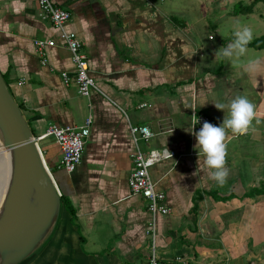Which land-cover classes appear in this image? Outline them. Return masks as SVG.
Listing matches in <instances>:
<instances>
[{
	"label": "crops",
	"instance_id": "1",
	"mask_svg": "<svg viewBox=\"0 0 264 264\" xmlns=\"http://www.w3.org/2000/svg\"><path fill=\"white\" fill-rule=\"evenodd\" d=\"M53 1L70 10L66 27L82 38L97 88L82 96L63 82V71L74 73L70 52L37 0H0V70L34 136L51 123L78 126L87 116L93 122L72 172L58 167L61 149L53 139L38 141L75 213L71 218L62 207L40 252L20 264H149L153 221L162 264H264V72L249 75L243 67L264 61V52L248 46L235 63L218 55L237 22L264 25L261 1L231 11L228 4L243 1ZM48 38L55 43L45 47L42 63L35 40ZM237 96L256 106L260 123L227 142L229 176L220 187L198 153L193 115L207 113L220 126L227 109L214 103ZM131 124L153 132L140 141L143 150L179 154L150 168L167 214L153 216L129 188Z\"/></svg>",
	"mask_w": 264,
	"mask_h": 264
},
{
	"label": "water",
	"instance_id": "2",
	"mask_svg": "<svg viewBox=\"0 0 264 264\" xmlns=\"http://www.w3.org/2000/svg\"><path fill=\"white\" fill-rule=\"evenodd\" d=\"M0 137L11 163L0 206V264H20L53 232L62 204L31 128L1 70Z\"/></svg>",
	"mask_w": 264,
	"mask_h": 264
},
{
	"label": "built area",
	"instance_id": "3",
	"mask_svg": "<svg viewBox=\"0 0 264 264\" xmlns=\"http://www.w3.org/2000/svg\"><path fill=\"white\" fill-rule=\"evenodd\" d=\"M41 13L49 18L55 28L58 30L59 37L63 40L65 46L70 52V58L74 66V73L70 75L66 71L61 73L65 84L73 83L78 94L82 96L89 95L92 88H97L94 77L90 74L87 55L83 50V40L75 31L66 27L71 18L69 9L61 7L53 0H37ZM55 41L52 38L36 39L35 45L41 55V62L46 63L45 47L53 45ZM144 103H141L143 105ZM195 119L198 123L195 124L194 131L198 132L205 121L214 124L213 119L207 113H197ZM93 119L87 116L84 122L78 126H59L54 123L48 124L43 133L34 136V139L42 153L38 144L40 139L51 138L61 149V155L58 162V167L66 172H72L81 159V154L89 135ZM215 125V124H214ZM129 132L135 144L134 150L131 153L132 169L128 176L127 182L133 193L141 195L146 200V207L153 216L157 214H167L169 207L165 203V192L157 189L156 181L150 175V168L156 162L167 158H179V154L173 149L167 147L151 148L145 151L140 146V141H146L152 137L153 132L145 124H131ZM171 154V155H170ZM45 166L52 178L55 181L56 188L59 194H62L61 189L53 176L52 168L48 165L46 159ZM150 235L153 243L150 247L149 264H162L160 261L154 244V236L156 233L154 221L150 223ZM175 261H181L179 256ZM118 264H132L129 261H120ZM181 264V263H178Z\"/></svg>",
	"mask_w": 264,
	"mask_h": 264
},
{
	"label": "clouds",
	"instance_id": "4",
	"mask_svg": "<svg viewBox=\"0 0 264 264\" xmlns=\"http://www.w3.org/2000/svg\"><path fill=\"white\" fill-rule=\"evenodd\" d=\"M233 37L232 42L220 49L218 55L235 63L247 54L248 45L253 40V31L250 27L241 26L237 22ZM243 67L249 75H256L264 72V61L249 59ZM214 105L223 112L227 109V115H224L222 124L216 126L205 121L202 128L198 132H194L193 135L199 147L198 153L204 156V163L210 170V178L218 186L224 187L229 176L226 160L227 142L230 139L254 133L256 131L255 125L259 124L260 120L256 106L246 96H237L228 104L217 102ZM193 117V126H195L198 119H195V115Z\"/></svg>",
	"mask_w": 264,
	"mask_h": 264
},
{
	"label": "trees",
	"instance_id": "5",
	"mask_svg": "<svg viewBox=\"0 0 264 264\" xmlns=\"http://www.w3.org/2000/svg\"><path fill=\"white\" fill-rule=\"evenodd\" d=\"M258 1H263L264 2V0H251V2L249 3V4H246V5H242V4H237V6L236 7H238V5L240 6V7H243V8H246V9H251L252 8V5L253 4H255L256 2H258ZM250 6V7H249ZM237 10V9H236ZM248 46H251V47H255V48H264V34H262V35H260V36H258V37H256V38H254L252 41H251V43L248 45ZM2 75H3V77H4V79H5V81H6V78H5V76H4V74L2 73ZM7 82V81H6ZM8 84V83H7ZM9 89H10V87H9ZM12 92V91H11ZM19 104V106H20V108H22V104L21 103H18ZM53 171V170H52ZM53 174H54V171H53ZM55 177V176H54ZM56 179V178H55ZM57 183H58V181H57ZM58 185H59V183H58ZM59 187H60V185H59ZM60 189H61V187H60ZM61 192H62V194H61V204H62V207H64L68 212H69V214L71 215V218L73 217V215H74V213H75V210H74V208H73V206H72V204H71V202H70V200L68 199V197L63 193V191L61 190ZM49 238V237H48ZM47 238V239H48ZM47 241V240H46ZM45 241V242H46ZM44 242V243H45ZM43 243V244H44ZM42 244V245H43ZM42 245L40 246V247H42ZM39 247V248H40ZM38 248V249H39Z\"/></svg>",
	"mask_w": 264,
	"mask_h": 264
},
{
	"label": "rangeland",
	"instance_id": "6",
	"mask_svg": "<svg viewBox=\"0 0 264 264\" xmlns=\"http://www.w3.org/2000/svg\"><path fill=\"white\" fill-rule=\"evenodd\" d=\"M243 1V5H244V3H248V2H250L249 0H242ZM249 4V3H248ZM258 6L257 7H260V8H257L259 11H264V2H259V4H257ZM237 6V3H235L234 4V6H233V3H230V4H228V6L226 7V10L227 11H231L232 10V8L234 9L235 7ZM250 7V6H249ZM256 11V10H255ZM219 13H222L220 10L218 11ZM253 13H255V12H253ZM245 18V17H244ZM245 22V21H244ZM248 21H246L245 23H247ZM252 22V24H253V26L251 27V29H252V31H253V39L254 38H256V37H258V36H260V34L262 35V34H264V25L261 27V26H259V25H257V24H255L256 22H253V21H251ZM221 27H224V24L221 26ZM207 32H211V33H213V31H210V30H207ZM206 32V33H207ZM213 35L215 36V39H214V41L215 40H217L218 39V37H217V34H214L213 33ZM262 50V53L264 52V48H261ZM10 90L12 91V89L10 88ZM56 168H58V167H53L52 168V170H58V169H56ZM0 188H1V185H2V175H1V173H0ZM7 183H8V180H7ZM3 196H4V192H2V193H0V200L1 199H3ZM40 250H41V247L39 248V249H37L36 250V252H40Z\"/></svg>",
	"mask_w": 264,
	"mask_h": 264
},
{
	"label": "bare ground",
	"instance_id": "7",
	"mask_svg": "<svg viewBox=\"0 0 264 264\" xmlns=\"http://www.w3.org/2000/svg\"><path fill=\"white\" fill-rule=\"evenodd\" d=\"M43 161H45L44 156L42 155ZM10 169H11V163H10V155L8 152V149L3 146L1 137H0V173L2 175V185L0 188V193L4 192L7 187V180H9L10 176ZM1 178V177H0ZM2 199L0 200V206H1Z\"/></svg>",
	"mask_w": 264,
	"mask_h": 264
}]
</instances>
